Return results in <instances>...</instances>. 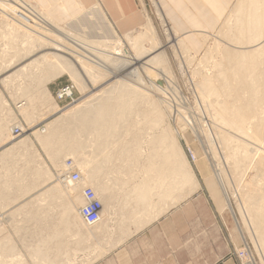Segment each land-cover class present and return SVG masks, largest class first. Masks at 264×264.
Segmentation results:
<instances>
[{
  "label": "rangeland",
  "instance_id": "374dc122",
  "mask_svg": "<svg viewBox=\"0 0 264 264\" xmlns=\"http://www.w3.org/2000/svg\"><path fill=\"white\" fill-rule=\"evenodd\" d=\"M250 1L243 0L240 2L238 0L227 18L222 22L219 30L212 35L202 36L204 49L200 53L192 51L187 42V48L176 44V39L179 37L183 39V37L173 31L167 20L160 19V13L155 6L156 0H149L144 4L142 7L143 22L135 31L141 30L147 24V17L153 20L163 46L162 49L157 50L166 52L169 56L171 68L169 73L164 75L161 72L162 65L160 64L152 68L155 72L154 75H149L147 70L136 67L138 72L136 74V71H134L135 78H143L145 85L148 87L155 85V87L160 88L163 95L154 92L140 93L139 96L134 95L133 98L138 99L132 100L133 103L130 107L133 108V111L126 110L130 112H127L129 118L122 120V122L139 126V133L141 136H145L146 140L145 143L142 142L141 147L145 146L154 150L157 166L161 154L165 152L166 155H170L172 193L184 186V177L181 175V170L184 167L191 165L195 172V164L202 159L209 162L216 175L219 176L217 170L219 166L222 171L221 183L233 205L238 221H240L239 225H241L243 233L251 243L255 263L264 264V236L256 237L253 235L252 229L242 217L244 211L251 215L252 220H255L254 214L260 212L259 201L264 199V163L261 162V157H259L263 153H259V159L254 161L255 164L251 163V157L256 152V149H254L256 145L254 146L252 141L257 142L261 146V150L264 149L262 148V146L264 147V141H256L253 137V127L259 121L264 120V46L255 71L245 72L240 77H235L232 73L234 64H221V55L224 50L250 51V49L235 48L230 45L234 43L235 36L239 31L236 26L241 23L242 19L236 17L237 8L241 3L243 6L248 5ZM156 5L159 8L158 4ZM85 12L82 11L79 16L82 15L81 18H83L86 15ZM259 14L262 16L264 13L261 11ZM104 19L105 21L108 20L117 31L118 44L121 49H125L130 56L134 57L132 45L125 39V35L118 33L115 25L107 15L98 19L99 22L105 25L103 32H106L109 36L111 35L108 27H106L108 24L104 22ZM82 21L80 19L73 22L76 34H82L79 25ZM88 30L90 35L98 32L94 24H89ZM10 32L7 21L1 17L0 13V68L10 62L9 56L11 57L17 47L21 48L20 45H22V35L10 42ZM257 35H259L257 32H249L247 40L250 42L252 39L253 41L250 43L253 44L254 38L258 39ZM209 48L211 51L205 54ZM9 49L13 52H10ZM50 51L55 52L52 48H46L0 74V157L6 155L14 161L9 170L0 172V237L5 232L9 234L10 231L12 240L8 244L9 250L13 247L12 252L18 251L17 241H15L18 238L22 243V252H27V255L31 257L30 259L25 258L21 253L19 254L21 258L13 260L11 264H41V261L34 258V242L37 232H40V235L42 231L44 233L50 232L51 228L47 227L49 221H57L64 217H69L74 221L80 219L78 209L84 204L80 193L82 189L80 187L77 190L73 189V191L69 189L68 192H72L71 199L67 195L59 196L58 192L54 190L55 188L62 190L65 188L62 185L64 183L59 182V178L65 171L64 165L68 159L82 163V175L86 177V181L90 175L96 176L92 172L94 169L91 171L87 167L85 171L83 165L85 129L83 128L82 117L75 116L72 118L69 112L77 107L82 109L85 106V111L89 116H92L91 113L94 109L123 106V100H126L122 95H115V92H113L114 95L108 96V99H98L102 92L111 90L109 88L118 87L120 79L111 75L107 76L105 71L96 73L95 76H85L81 72V64H77L76 68L80 81L74 79L70 74L64 73L50 83H45V79L48 77L44 79L45 74L41 72L36 76L29 74L30 76L26 80H16L9 84L1 82L7 75L14 73L30 62L31 58ZM118 57L124 59L122 56ZM143 59L145 60L146 57L139 59L140 63L144 61ZM46 70L47 72L50 70L49 76L53 77L52 70L48 67ZM65 86L73 87L72 98L74 100L70 98L59 99L57 97V93ZM56 87L58 88L55 89ZM25 96L28 97L29 102L26 99L27 105L19 108V105L25 102L23 100ZM163 96H166L167 103L163 102L161 98ZM210 100L214 102L216 110L221 112L222 119L219 120V118L214 117V109H208V101ZM41 102L46 105H42ZM225 102L229 106L240 109L241 120H239V117L233 116L236 113L227 114L221 109ZM24 107L30 110L32 116L22 113ZM123 113L121 112V114ZM201 114L209 118L211 121L210 128L215 129V134L210 128L209 131H206L207 129L203 130L202 125L204 122ZM119 116L120 114L116 118ZM250 120H253V122L250 123ZM213 121L216 122L215 124L218 123L223 131L217 130V126L213 124ZM16 124L21 125L24 129L20 136H15L12 133ZM142 129L148 130L142 131ZM205 131H211L209 134L212 136L215 150L218 147L214 153L215 157H213V151L211 153L210 140L205 135L207 134ZM235 132L246 138L245 141L248 139L250 145H247V142L235 140ZM17 141L20 143L16 148H13L12 145ZM10 146H12V149L9 148ZM188 148L196 154L197 160L195 162L190 160L189 153H187ZM172 149L178 154L175 158H172ZM235 149H237V152L233 155ZM6 150L9 151L4 152ZM227 154L231 157L226 158ZM94 182L96 183V181ZM21 185L22 187L27 186L26 193L22 188V194H19ZM95 186L98 190V182ZM249 190H252V193L248 195V198L258 205L250 206L244 202L243 193H247ZM60 193H63V191H60ZM73 201L75 202L74 210L71 205ZM68 211L70 216H67ZM17 220L28 221L29 226L10 229L3 226L4 223L7 224V221L14 222ZM37 221H43L44 227L42 228L41 225L37 227ZM86 226L76 221L75 234L77 238L84 233L89 234L88 232H93V236L99 235L98 225ZM93 236L92 238H94ZM1 246L0 251L5 250ZM103 247L100 245L99 254L102 250L105 251V247ZM2 263L4 261L0 259V264Z\"/></svg>",
  "mask_w": 264,
  "mask_h": 264
},
{
  "label": "crops",
  "instance_id": "0c3cea01",
  "mask_svg": "<svg viewBox=\"0 0 264 264\" xmlns=\"http://www.w3.org/2000/svg\"><path fill=\"white\" fill-rule=\"evenodd\" d=\"M26 1L43 9L61 25L82 11L100 6L118 33L126 35L142 24V7L149 0ZM237 1L156 0L168 24L196 53L204 49L202 36L216 33ZM101 95L100 100L114 93ZM84 112L83 165L85 171L87 167L94 169L96 176L89 178L98 181L102 204L99 235L88 232L77 238L76 221L86 226L82 219L74 221L64 217L49 221L50 232L42 231L41 235L37 232L36 260L41 264H240L236 253L246 235L238 230L235 210L229 208L226 190L209 162L199 160L195 172L191 165L184 167L181 170L184 186L172 193L170 155L161 154L156 165L154 150L141 147L146 140L140 135L139 126L122 122L129 118V111L101 107L92 111L93 117ZM18 144L19 141L15 142L13 148ZM171 153L172 158L178 156L174 149ZM0 160V172L9 170L14 163L6 155ZM22 188L26 193L27 186L21 185L19 194ZM65 188L63 193L57 191L59 196L67 195ZM81 200L84 203L83 197ZM71 205L74 210L75 202ZM40 225L44 227L43 221H37L36 226ZM3 226L10 229L29 226V223L7 221ZM10 240V231L0 237V246L5 249L0 251L2 264H11L21 258V253L31 258L22 252L18 238L15 240L18 251L12 252L13 247L9 250ZM100 245L105 247L101 254Z\"/></svg>",
  "mask_w": 264,
  "mask_h": 264
},
{
  "label": "bare ground",
  "instance_id": "6f19581e",
  "mask_svg": "<svg viewBox=\"0 0 264 264\" xmlns=\"http://www.w3.org/2000/svg\"><path fill=\"white\" fill-rule=\"evenodd\" d=\"M242 1L240 0V2ZM263 3H264V0H251L248 5L243 6L242 3L239 6L237 5L238 8L236 11L237 12L236 17L238 18L241 17L242 19H241V23L236 26V28H238L239 31L237 32L235 36L234 43L232 44L229 43V44L232 45V47L250 49V51L238 52V50L227 49V50H224L221 55V58H222L221 64L223 65H229L231 63L234 64L232 67V70H233L232 73L235 77H240V75L244 74L245 72L255 71L257 68L256 64H258V61L262 54L261 51L263 50V46H264V33H263L264 14L262 16L261 14H259L261 11L262 13H264ZM156 4L155 6L157 8V11L160 13V19L162 18L165 19L164 15L161 13L160 9L157 7ZM85 11H86L85 12L86 15H84L83 18H81L82 15L77 16L72 21L64 25H61L57 23L56 21H54L44 10L39 8L37 5L25 4L21 0L19 1L18 0H0L1 17L7 21V25H9L10 30H11V32L9 33L10 42L14 41L15 38H17L18 36L22 35V45H20L21 48L17 47L15 52L10 51L9 49V51L13 52V54L11 57L9 56L10 62L8 61L9 63L6 64V66L4 67L1 66L2 68H0V74L6 71L7 69H9L10 67L22 62L23 60L28 59L31 56H34L39 51H42L46 48H52L55 50V52H51V51L44 52L40 54L39 56H36L35 58H31L32 60L30 62L20 67L14 73L7 75L4 79H2L1 82L3 84H9L10 82H13L16 80H26L27 77L30 76L29 74L36 76L37 74L41 72L45 74L44 79L48 77L45 79V83H50L51 81H53V79L57 78L59 75H62L64 73L65 74L68 73L74 79H76L77 81H80V76L76 68H77V64H81L82 65L81 72H83L85 76H95L96 73L98 74L101 71H105L107 76L111 75L114 78L120 79L119 86L109 88L111 90H108V91L109 93L115 92V94L119 96L122 95L123 98H126V100H123V103H122L123 106H119L117 104L122 109H126V110L133 109L132 107H130L133 103L132 100L138 99V98H133L134 95L139 96L140 93L146 94L150 92L158 93L161 95L162 91H160V88L155 87V85H152L151 87L146 86L144 79L141 77L135 78V73H134V71H136V74L138 72L136 70V67L137 68L142 67L143 69L148 71L149 75H154L155 72L153 71L152 68H155L157 65H160V64L162 65L161 72L164 75H167L170 71L171 67H170L169 58H168L169 56L166 54L165 51L157 50L161 47L163 48V46L161 42V37L159 36V33L156 29V26L153 20L150 17H147L146 19L147 24L141 30L135 31L131 34H126L124 36L125 39L130 43V45H132L131 47L134 50V57H132L130 56L129 52H127L125 49H121L120 45L118 44L119 40L117 37L119 36L117 34V31L114 29V26H112V24H110L108 20L105 21V19H104V22L108 24L106 25V27H108L111 35L109 36L108 34H106V32H103L105 30V25L99 22L98 19L100 17H104L105 13L100 6H97L93 9H89ZM80 19L83 20L81 23H79L80 28H81L80 31L82 32V34H76L74 32L75 27H73V22L78 21ZM89 24L90 25L94 24L96 29H98V32H96V34L90 35V31L88 30ZM173 31L175 32L174 29ZM249 32H255V33L257 32L259 34L257 35L258 39H256V37L255 38L253 37L255 40L253 44L250 43L253 41L252 39L250 40V42L249 40H247V34ZM176 40H177L176 44L182 45L184 46V48L188 47L186 46L187 45L186 41H184L180 37ZM245 44H248V45L246 46ZM8 47L10 46L8 45ZM210 51H211L210 48L207 49L205 54ZM118 56H122L124 59ZM144 57H146V59L145 60L143 59L144 61L140 63L139 59L144 58ZM47 67L52 70L53 77L49 76L50 70H48L47 72L46 70ZM71 91L72 90L68 89L67 93L70 94ZM108 91H104V92H108ZM125 96H128V97H125ZM161 98L164 103L165 102L167 103V101L163 99V97ZM26 99H27V102H29L28 97L25 96L23 99L25 102L21 103V105H19V108L23 107L24 105H27ZM128 100H131V101H128ZM41 103L42 105H46L44 102H41ZM245 108L247 107L245 106ZM208 109H214V113H213L214 117L219 118V120L222 119L221 112L216 110L214 102H212L211 100L208 101ZM221 109L227 114L232 113V112L236 113L233 116L239 117L240 118L239 120L242 119L239 108H235L234 106H229L228 103L225 102L223 106L221 107ZM84 111H85V108L83 106L82 109L81 108L78 109L77 107L69 113L72 116V118H74L75 116H81L82 123L84 124V114H85ZM23 112L27 113L28 115L31 114L30 110L27 107L26 108L24 107L22 113ZM252 122L253 120H250V123ZM215 123L213 121V124ZM215 125L217 126L216 127L217 130L219 129L220 131H223V129L218 123ZM210 129L213 130V128H210ZM37 131H35V133H37ZM206 131H209V129ZM206 131L205 133L207 134L205 135H207V138L210 140L209 146L211 148V153L213 151L212 154H213V157H215L214 153L215 151H217L218 147H216V150H215V144L213 143L212 136L209 134L211 131L210 132H206ZM214 131L215 129L213 130V132ZM12 133H13V130H12ZM213 134H215V132ZM234 134H235L234 135L235 140L241 141V142H247V145H250L248 143L249 141L248 139L245 141L246 138L239 135V133L235 132ZM253 137L256 141H262V142L264 141V120L259 121L253 127ZM252 143L254 144V146L256 145V148L254 147V149H256L255 150L256 152L251 157V163H254L255 160L259 159V157H261V162L264 163V149L261 150L260 149L261 146L257 144V142L252 141ZM262 148L264 147L262 146ZM236 152H237V149H235L232 154L235 155ZM260 152L263 154H261L258 157ZM229 157H231V155L227 154L226 158H229ZM74 162L76 164V167H78L81 170L82 163H78L75 160ZM65 165H64V168L66 169ZM217 168H218L217 170L219 172L218 174L220 176V179L222 180V171L219 168V166ZM246 169L248 170V168ZM89 177H88V180L85 181V178L83 176V180L77 184L70 185V184L64 183V185L66 186L65 189H66V193L68 197L72 195V192H68L69 189L73 191V189L77 190L79 187L82 189L85 186H90V185L96 188L95 184L98 181H96L95 183L94 180L90 179ZM59 182L63 183L61 178H59ZM69 187H73V188H69ZM54 190L63 191L62 189H58V188H55ZM95 191L98 195L97 188L95 189ZM251 191L249 190L247 191V193H243L244 202L246 204H249L250 206L258 205L257 203L252 202L248 198L249 197L248 195L252 193ZM81 195H82V192H81ZM259 202H260V205H258V207L260 208V212L258 214H254L255 220H252L251 215H248L246 212L243 211L242 213L243 219L246 220V222L250 226V229H252L251 232L256 237L257 236L259 237L260 235L264 236V230H263L264 229V199L263 200L260 199ZM84 204H85V199H84ZM228 205L230 209H233V205L229 197H228ZM79 217L80 219H82L80 214H79ZM236 223H237V220H236ZM238 224H240V221H238ZM238 226H239L238 230L241 232V235H243L244 233L242 231L241 225H238ZM254 264L256 263L254 262Z\"/></svg>",
  "mask_w": 264,
  "mask_h": 264
},
{
  "label": "built area",
  "instance_id": "2783aa9c",
  "mask_svg": "<svg viewBox=\"0 0 264 264\" xmlns=\"http://www.w3.org/2000/svg\"><path fill=\"white\" fill-rule=\"evenodd\" d=\"M21 1H23L25 4L32 5V3L29 1L26 0H21ZM68 89L72 90L70 94L67 93ZM72 96H73L72 86H65L64 88L61 89V91L57 93V97L59 99L70 98L74 100ZM163 98L166 99V96L165 97L163 96ZM201 115H203V122H204V124L202 125L203 130L206 129L208 130L211 127V123H210L211 121L206 115L204 114ZM22 133H23V127L21 125H16L13 128V134L15 136H20L22 135ZM187 153H189L188 156L192 162H195L197 160V156L192 149L188 148ZM61 179L63 183H67L70 185L80 183L83 180L82 171L78 167H76V164L73 159H68L66 161V169L63 172V175H61ZM82 195L83 198L85 199V204L79 208V214L83 222L87 226L89 227L96 226L99 224L101 220L102 204L100 198L92 186H85L84 188H82ZM236 254L240 264H254L255 262V257L252 251L251 243L248 241L246 236H243V245L237 251Z\"/></svg>",
  "mask_w": 264,
  "mask_h": 264
}]
</instances>
